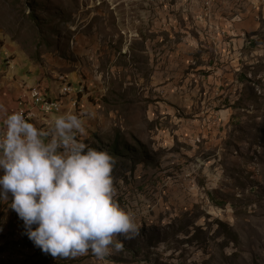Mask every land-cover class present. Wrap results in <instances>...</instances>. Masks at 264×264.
<instances>
[{
  "label": "rangeland",
  "instance_id": "374dc122",
  "mask_svg": "<svg viewBox=\"0 0 264 264\" xmlns=\"http://www.w3.org/2000/svg\"><path fill=\"white\" fill-rule=\"evenodd\" d=\"M0 51L53 99L73 88L61 114H94L83 141L140 226L102 260L54 258L9 194V264H264V0H0Z\"/></svg>",
  "mask_w": 264,
  "mask_h": 264
},
{
  "label": "clouds",
  "instance_id": "9594fccd",
  "mask_svg": "<svg viewBox=\"0 0 264 264\" xmlns=\"http://www.w3.org/2000/svg\"><path fill=\"white\" fill-rule=\"evenodd\" d=\"M82 115L94 114L69 110L38 127L0 104V201L11 194L10 207L42 252L68 258L91 251L102 260L123 248L117 237L131 239L140 226L115 199L113 155L83 141Z\"/></svg>",
  "mask_w": 264,
  "mask_h": 264
},
{
  "label": "crops",
  "instance_id": "0c3cea01",
  "mask_svg": "<svg viewBox=\"0 0 264 264\" xmlns=\"http://www.w3.org/2000/svg\"><path fill=\"white\" fill-rule=\"evenodd\" d=\"M0 58H1V61H0V104L4 105L9 110H17L19 99L23 95L27 94V96H25V103L27 105L29 104L30 107H33L34 110L36 111L38 106H33L32 102H31L32 98L30 95L31 88H33L36 85L42 86L45 90H47L46 92H47L48 96L51 97L50 94L53 93V91L48 89V85L44 81H43V83H42V81L36 82V79L34 77L30 78L27 75H20L19 73H21L20 72L21 70L11 68L8 65V62L5 61L7 56L3 55ZM10 62L12 63V61H10ZM54 93L56 94V97H58L59 93L55 92V91H54ZM42 112L45 113L44 111H42ZM42 112H37L39 118H37L34 121V123L38 127H42V124L45 126L46 125L45 121L48 122L52 116V115H44ZM60 114H61V112L56 114V115H60ZM41 120L44 122H40ZM0 174H2V172H0ZM14 216L18 218V221L16 223H23V221L18 217L17 214ZM17 227H19V225H17ZM18 232H19V230H18ZM20 238H22V237H20ZM11 240H12V238H11ZM16 240H19V238H17ZM8 246L10 249L8 247H6L5 242L3 244H1V246H0V248L5 249V251H3L0 255V260L4 261L3 263H6V264H9L8 261L10 260V258H11V260H18L19 259L18 257L20 256L18 252H14L13 256L10 257L9 252L17 251V249L11 248L10 247L11 245H8Z\"/></svg>",
  "mask_w": 264,
  "mask_h": 264
},
{
  "label": "built area",
  "instance_id": "2783aa9c",
  "mask_svg": "<svg viewBox=\"0 0 264 264\" xmlns=\"http://www.w3.org/2000/svg\"><path fill=\"white\" fill-rule=\"evenodd\" d=\"M0 57L1 56V51H0ZM10 58H6V61L8 62V65L10 67H12V65H10ZM1 61V58H0ZM47 90L44 89V96H37L36 93V106H38L39 110L42 111H46L47 115H49L50 113H60L62 112V108H63V100L65 98V96L69 95L71 93V91H73V88L66 84L63 87L60 88L59 90V94L58 97H56L57 99H53L51 97L48 96ZM25 96H27V94L23 95L19 101H18V110L23 111L25 118L28 119L30 122H34L35 119L31 118V109L27 108V104L25 103ZM74 106L76 105V101L74 100ZM20 264H28L25 262L24 259L20 260Z\"/></svg>",
  "mask_w": 264,
  "mask_h": 264
},
{
  "label": "bare ground",
  "instance_id": "6f19581e",
  "mask_svg": "<svg viewBox=\"0 0 264 264\" xmlns=\"http://www.w3.org/2000/svg\"><path fill=\"white\" fill-rule=\"evenodd\" d=\"M36 93H37V96H44L43 92L39 89V88H31V92H30V95H31V98H32V104H36L35 100H36ZM27 108L28 109H31V118H35L37 116V112L32 109V107H30V105L28 104L27 105ZM46 112V111H44Z\"/></svg>",
  "mask_w": 264,
  "mask_h": 264
}]
</instances>
